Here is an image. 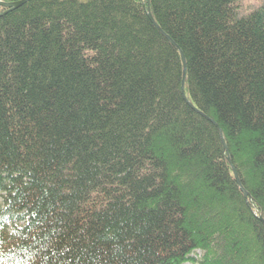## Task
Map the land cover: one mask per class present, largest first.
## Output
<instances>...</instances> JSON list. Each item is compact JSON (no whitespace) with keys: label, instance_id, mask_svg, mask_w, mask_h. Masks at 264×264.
I'll return each mask as SVG.
<instances>
[{"label":"trees","instance_id":"16d2710c","mask_svg":"<svg viewBox=\"0 0 264 264\" xmlns=\"http://www.w3.org/2000/svg\"><path fill=\"white\" fill-rule=\"evenodd\" d=\"M240 1L0 7V264H264V4Z\"/></svg>","mask_w":264,"mask_h":264},{"label":"rangeland","instance_id":"374dc122","mask_svg":"<svg viewBox=\"0 0 264 264\" xmlns=\"http://www.w3.org/2000/svg\"><path fill=\"white\" fill-rule=\"evenodd\" d=\"M263 4H264V0H241L239 12L241 15H244L245 13H247L249 11L257 10ZM199 253L195 252L194 255L196 257H198ZM200 255H201V253H200Z\"/></svg>","mask_w":264,"mask_h":264},{"label":"water","instance_id":"95a60500","mask_svg":"<svg viewBox=\"0 0 264 264\" xmlns=\"http://www.w3.org/2000/svg\"><path fill=\"white\" fill-rule=\"evenodd\" d=\"M29 1L30 0H19V1H16V2L8 3V4L0 3V7L4 8L5 9L4 14H7V13H9L11 11H14V10L20 8L22 5L26 4ZM147 16H148L150 22L155 25L152 17L150 15H147ZM184 75H185V67H184V70H183V79H182V82H181V86L182 87H183V84H184ZM182 95H184L183 90H182Z\"/></svg>","mask_w":264,"mask_h":264},{"label":"bare ground","instance_id":"6f19581e","mask_svg":"<svg viewBox=\"0 0 264 264\" xmlns=\"http://www.w3.org/2000/svg\"><path fill=\"white\" fill-rule=\"evenodd\" d=\"M184 85V84H183ZM181 89L183 90V87H181Z\"/></svg>","mask_w":264,"mask_h":264}]
</instances>
